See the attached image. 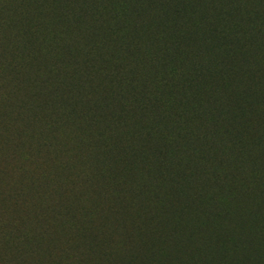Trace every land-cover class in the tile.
I'll return each mask as SVG.
<instances>
[{
	"label": "trees",
	"instance_id": "trees-1",
	"mask_svg": "<svg viewBox=\"0 0 264 264\" xmlns=\"http://www.w3.org/2000/svg\"><path fill=\"white\" fill-rule=\"evenodd\" d=\"M0 85L12 112L74 128L110 209L146 204L166 236L125 261L89 221V253L264 264V0H0Z\"/></svg>",
	"mask_w": 264,
	"mask_h": 264
},
{
	"label": "rangeland",
	"instance_id": "rangeland-1",
	"mask_svg": "<svg viewBox=\"0 0 264 264\" xmlns=\"http://www.w3.org/2000/svg\"><path fill=\"white\" fill-rule=\"evenodd\" d=\"M13 82L12 87L24 88L23 79ZM8 92L0 85V264H120L102 248L89 253L86 245L79 244L81 227L89 221L99 229L106 223L108 235L100 230L98 239L125 261L144 244L153 245L160 255L166 236L153 234L156 219L150 215L138 219L146 204L132 203L126 215L118 216L117 209H110L116 185L84 178L91 165L89 149L83 147L80 154L72 149L78 146L76 130L57 125L54 112L52 119L34 115L35 111L12 112L11 105L3 102ZM263 196L264 187L253 200L260 202ZM103 213L105 218L100 217ZM163 222L158 228L168 224ZM184 248L181 241L167 249L172 263L177 262L174 250Z\"/></svg>",
	"mask_w": 264,
	"mask_h": 264
}]
</instances>
